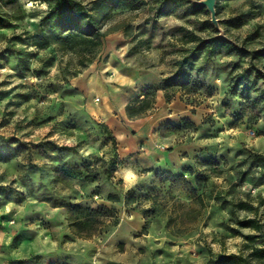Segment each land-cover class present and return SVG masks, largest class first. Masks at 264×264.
Returning <instances> with one entry per match:
<instances>
[{"label":"rangeland","instance_id":"374dc122","mask_svg":"<svg viewBox=\"0 0 264 264\" xmlns=\"http://www.w3.org/2000/svg\"><path fill=\"white\" fill-rule=\"evenodd\" d=\"M83 1L92 7L95 0ZM164 1L141 0L133 7L99 13L108 32L104 46L86 69L73 76L75 55L38 49L40 25L24 23L19 0H0V44L5 45L0 48V264H220L217 256L228 254L231 238L246 241L239 246L240 254L264 246V194L253 198L251 190L237 191L245 182L253 189L264 187V169L253 158L264 148V143L259 148L255 143L264 138L260 123L264 23H253L264 17V5L255 0H217L219 19L214 23L206 18L211 12L199 0H169L167 9L156 14ZM214 37L220 39L209 49L207 41ZM223 57L233 59L220 65L218 58ZM114 64L151 73L161 65L169 69L160 88L166 98L177 97L187 104L194 121L184 118L162 125L158 140L192 132H199L200 139L215 140L236 132L238 136L229 135V139H237V146L181 148L177 156L159 160L150 184L122 195L110 183L115 171L106 173L118 153V142L103 121L95 133L88 131L91 122L99 119L89 112L88 77L82 76ZM225 73L221 89L215 80ZM221 91L224 98L217 110L223 122L208 112L210 101ZM42 104L46 107L41 108ZM54 136L76 137L79 143L76 148L61 147ZM249 141L252 147L247 146ZM97 142L101 148L109 147V160L80 156L79 147ZM172 151L169 148L167 154ZM184 157L194 158L195 165H179L177 161ZM37 159L51 163L39 165L34 163ZM117 161L118 165L139 162L120 155ZM75 167H80L81 175L74 173ZM220 178L229 185L226 191L216 182ZM111 193L120 195L122 202L109 201ZM240 195L245 199L240 200ZM9 203L15 207L4 211ZM149 203L150 207L144 206ZM101 205L115 207L116 212L108 218L98 212L85 230L72 224ZM241 212L251 214L261 228L243 226L241 221L248 217L240 219ZM243 229L255 234L245 235ZM157 233L169 237L163 247H154L160 241L148 239ZM212 245H218L219 251H213Z\"/></svg>","mask_w":264,"mask_h":264},{"label":"clouds","instance_id":"9594fccd","mask_svg":"<svg viewBox=\"0 0 264 264\" xmlns=\"http://www.w3.org/2000/svg\"><path fill=\"white\" fill-rule=\"evenodd\" d=\"M19 2L22 5L23 12L25 13L24 23L26 25L39 24L40 21L44 18V15L47 14L48 4L42 3L41 0H19ZM199 2L206 3L207 0H199ZM255 3L258 5H264V0H255ZM245 10H247V8H245ZM33 13H42V14L33 17L32 15ZM204 18L205 17H202V19ZM206 18L211 20L212 15L209 14V16ZM217 19H219V17H217ZM257 22L264 23V17L258 18L257 21H253V23H257ZM133 23L138 24L140 23V21L134 20ZM175 23L181 24L183 22L175 21ZM28 30L32 31L31 27H29ZM197 34L206 35L204 33H197ZM9 35H11V33H9ZM3 47H5V45L0 44V48ZM17 47H21V46L17 45ZM189 47H191V45H189ZM33 50L34 49H29V51H33ZM174 58L180 59L181 57L176 56ZM232 59H233L232 57L218 58V63L220 65H224L229 63ZM244 66L247 67V64H245ZM33 67H36V65L34 64ZM128 67H131V65H128ZM5 71L7 72L8 70L5 69ZM168 71L169 69L163 65L152 69V72L155 74L154 76L149 75L147 73L140 74L135 71L122 74L121 69L119 67L117 68L109 67L100 71L94 77V81L97 87L92 89V96L90 98V103L96 108V110L101 114V116L99 120H93L91 122V124L88 127V131L91 133H95L98 130V127L100 126L102 121L109 119H116L119 117L120 113L124 112L125 110L138 108L142 104L153 100L158 101L163 93L157 86L159 82L166 77ZM161 73H163L164 75H160ZM225 77H226V73L221 74V76L215 80V84L219 86L221 89L225 87ZM0 79H2V77H0ZM16 83H20V81H16ZM97 88L100 90L99 92L97 91ZM149 89H155V91L152 94H148ZM223 98H224V94L221 91L219 94L213 97L212 101H210L212 107L208 109V112L212 115L213 119L220 122L223 121L220 112L217 109L219 107V102ZM51 99H57V97L53 96L51 97ZM80 99L83 100L84 97H80ZM102 99H103V105L101 103ZM235 99L238 100L239 97H236ZM33 103H35V101H33ZM40 107L43 108L46 107V105L42 104L40 105ZM159 111H160L159 109L154 108L152 113L153 117H155ZM260 123L264 124V116H262V118L260 119ZM139 135H141V133L138 132L137 136ZM144 135H146L148 138H151L154 135L151 126L148 127V131ZM229 135L238 136V133L236 132L224 133L218 139L215 140L200 139L199 132L189 133L188 135L182 138L177 136L162 137L158 140V142L153 148L151 149L142 148L140 150L138 155L139 162H129L126 164L125 163L119 164L110 183L115 185L116 190L120 191L122 195H126L130 190L137 188V186L150 184L152 182L153 172L157 170L159 167V160H157V157H160V160H163L164 154L168 152L169 148L173 149V151L170 153V155L172 156H177L181 148H189L191 146L200 148L206 145L226 143L229 148H235L238 144V140L229 139ZM125 138L126 136L123 133L119 136H116L117 141H122ZM31 139L35 143H39V140L36 137H32ZM52 139L56 140V142L61 147L66 146L69 148H76L77 144L79 143L76 137L59 139L58 137L54 136L52 137ZM255 143L256 146L259 148L260 144L264 143V138L256 141ZM247 146L252 147L253 142L249 141ZM78 150L80 156L85 158L90 156H96L104 160L110 159L109 147L101 148L99 142H97L95 146H89V145L81 146L79 147ZM260 151L261 154L264 155V148H260ZM194 154L195 153L193 152L192 155L194 156ZM240 159H243V157L238 158L237 162H239ZM34 163L43 165L45 163L50 164L51 161L37 159L34 161ZM177 163L179 165L189 164V163L195 165L196 161L194 158L189 159L188 157H184L182 159H179ZM0 172H2V169H0ZM185 179H187V177H185ZM216 182L220 184L225 191L229 187L227 183L223 182V178L218 179ZM143 190L144 189H141V191ZM249 190H251V195L253 198H255L258 194H264V187L253 189V185L248 182H245L243 187L239 188L237 191L239 193H247L249 192ZM62 194L68 195L69 193L64 192ZM95 199L99 200L100 198L96 197ZM239 199L244 200L245 196L240 195ZM31 202L35 203V201H31ZM144 206L150 207L151 204L149 203ZM13 207H15V205L9 203L4 209V211H11ZM23 211H24L23 208L19 209L20 213H23ZM227 215H228L227 213H224V216ZM246 215L249 219L253 218L252 215L249 213H243V212L239 213L240 219H244ZM233 227H236V225H233ZM242 231L245 233V235L255 234L250 229H243ZM148 239L151 241H160V243L155 244L154 247H163L164 241L169 239V237L157 233L154 235H150ZM139 242L144 243V240H141ZM227 243H228L227 253L229 255L232 254L240 255L239 246L245 244L246 241H244L242 237L237 236L229 239ZM234 244L236 246H233ZM53 247H55V245H53ZM212 248L213 251H219L218 245H212ZM170 250L173 252L177 251L176 248H172ZM245 256H247V253H245ZM158 259H163V258H158Z\"/></svg>","mask_w":264,"mask_h":264},{"label":"trees","instance_id":"16d2710c","mask_svg":"<svg viewBox=\"0 0 264 264\" xmlns=\"http://www.w3.org/2000/svg\"><path fill=\"white\" fill-rule=\"evenodd\" d=\"M42 1L48 4V11L39 23L41 32L36 36L35 46L40 50L55 48V50L75 55L77 62L76 71L73 72V76H77L94 61L104 46V39L108 32L103 29V23L99 17V13H108L111 10L121 7H133L141 0H95L92 7L84 3L83 0ZM168 1L165 0L160 5L156 14L167 9ZM219 39V37L209 38L207 41L208 48L212 49L215 42ZM160 86L159 84L157 87L160 88ZM154 91L155 89H149L148 94H152ZM170 99L171 97L167 95V100ZM154 104L155 100L146 102L138 108L128 109V114L130 118H136L151 110ZM112 137L116 141L113 132ZM253 158L264 169V155L256 153L253 155ZM118 159L119 154L116 152L112 158L111 167L106 171L108 175L117 170ZM74 173L81 175L82 170L80 167H75ZM85 177L86 179H90V174H87ZM108 200L113 203H118L122 202V197L118 194L111 193L108 195ZM130 202V198L125 199V203L128 204ZM98 212L108 218L111 215L110 213L116 212V208L101 205L97 210H91L83 220H77L72 224L81 225L83 230H85L93 224ZM241 222L245 227L261 228V225L254 218H246ZM118 223L119 219L117 218L114 224L118 225ZM253 237L254 235H248V238ZM217 258L220 264H264V246L256 247L247 256L245 254H219Z\"/></svg>","mask_w":264,"mask_h":264},{"label":"crops","instance_id":"0c3cea01","mask_svg":"<svg viewBox=\"0 0 264 264\" xmlns=\"http://www.w3.org/2000/svg\"><path fill=\"white\" fill-rule=\"evenodd\" d=\"M112 67L113 68L119 67L121 69L122 74L135 71L140 74L147 73L149 75L154 76L153 73H151L150 71H143L141 69H130L128 67L117 66L115 64L112 65ZM99 72L97 71L96 73L94 72L92 73L91 71H86L82 75L88 77L87 78L88 88H86L85 90V96H88L89 99L92 96V89L97 87L94 81V77ZM159 89L163 93L161 98L158 101L155 100L154 107L151 110L147 111L145 114H142L141 116H138L136 118H130L128 114V110H125L124 112L120 113L118 118L103 121L113 131L115 137L121 135L122 133L125 134L126 138L124 140L117 141L118 142L117 151L122 159H127L131 157V159L136 161L138 159H135V157L139 155L138 153L141 150L140 147L149 148V149L153 148L158 142V135L160 134L159 128L162 125L166 123L178 122L179 120L184 118L191 119L194 117L192 111L187 108L188 107L187 104L183 103L180 98L173 97L170 100H167L165 91L161 88ZM97 91L99 92L100 90L97 88ZM101 103L103 105V99ZM88 105H89L88 108L89 112L94 117L100 119L101 114L96 110V108L92 104H90V102ZM154 108L160 110L155 117H153L152 115ZM192 120L193 119H191V121ZM149 126L152 127L154 133V135L151 138H148L146 135H144L145 133H147ZM138 132L141 133V135L137 136ZM181 151L182 149H180L178 153H181ZM167 153L166 155L164 154V156L170 157L171 155ZM157 160H160V157H157ZM177 167H179V165Z\"/></svg>","mask_w":264,"mask_h":264},{"label":"water","instance_id":"95a60500","mask_svg":"<svg viewBox=\"0 0 264 264\" xmlns=\"http://www.w3.org/2000/svg\"><path fill=\"white\" fill-rule=\"evenodd\" d=\"M216 1L217 0H207L206 3H202V4H205L208 7V9L210 10L211 15H212V19L211 20L214 23L217 22V18H216Z\"/></svg>","mask_w":264,"mask_h":264}]
</instances>
